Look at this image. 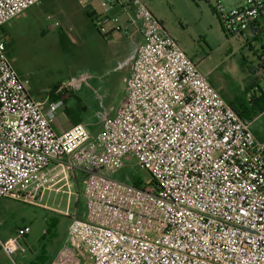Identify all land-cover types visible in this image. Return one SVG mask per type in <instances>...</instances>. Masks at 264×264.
Listing matches in <instances>:
<instances>
[{"label": "built area", "instance_id": "obj_1", "mask_svg": "<svg viewBox=\"0 0 264 264\" xmlns=\"http://www.w3.org/2000/svg\"><path fill=\"white\" fill-rule=\"evenodd\" d=\"M42 1L0 0V199L36 202L59 177L49 168L66 161L85 175L86 214L71 220L68 237L86 264H264V138L253 121L239 116L142 0H131L126 23L113 19L114 31L129 36L136 25L141 36L132 42L122 103L114 115L98 113L96 134L84 124L58 133L63 91L56 100L51 92L44 102L32 98L2 36ZM98 1L106 12L117 4ZM214 1L224 29L252 50L264 76V0L233 8ZM107 20L93 18L105 35ZM92 79L73 78L63 90L92 89L101 98ZM133 159L150 175L142 187L114 178ZM29 232L20 228L1 243L4 253H25Z\"/></svg>", "mask_w": 264, "mask_h": 264}, {"label": "rangeland", "instance_id": "obj_2", "mask_svg": "<svg viewBox=\"0 0 264 264\" xmlns=\"http://www.w3.org/2000/svg\"><path fill=\"white\" fill-rule=\"evenodd\" d=\"M142 1L229 104L246 101L251 85L264 89V76L256 68L252 50L226 32L214 0ZM222 1L226 8L241 2ZM93 8L97 16L109 17L105 30L116 26L114 18L119 19L120 25L127 21V13L122 10L106 12L98 1ZM132 34L133 28L129 36L114 32L106 37L99 33L76 0H43L7 23L2 31L9 61L27 90L42 100L50 92L53 97L62 90L68 115L82 118L92 134L100 128L98 113L114 115L124 99L125 80L133 64ZM253 48L257 50L260 45ZM81 75L95 78L91 85L100 89L101 98L97 99L92 89L63 90L71 79ZM252 121L255 135L264 138V112ZM61 169L68 174L66 180L63 175L56 178V183L36 202L12 200L14 213L0 225L5 234L12 236L20 228L30 229L21 241L26 252L14 256L17 264H85L84 252L66 233L72 216L85 208L82 184L76 183L79 172L69 165ZM114 178L148 181L150 175L133 159ZM64 253L69 255L62 257Z\"/></svg>", "mask_w": 264, "mask_h": 264}, {"label": "crops", "instance_id": "obj_3", "mask_svg": "<svg viewBox=\"0 0 264 264\" xmlns=\"http://www.w3.org/2000/svg\"><path fill=\"white\" fill-rule=\"evenodd\" d=\"M77 2H79V5L81 6V8L85 11L86 14L88 15H97L95 9L93 8V5L98 1V0H76ZM83 1L86 2V5L83 6ZM99 2V1H98ZM130 2L131 0H117V4L116 6L113 8V10L115 11H118V10H122L124 12L127 13V18H128V13L130 11L129 9V6H130ZM90 18V17H89ZM91 19V18H90ZM133 28V38L136 40V41H141V36H140V33L138 32V26H131V29ZM114 32H117V31H114V27L113 29H110L108 30V35L109 37H111L113 35ZM95 78H93L94 80ZM100 88V86H99ZM29 94L31 95L32 98H34L36 101L38 102H44L45 99H36L31 93L30 91L28 90ZM125 96V95H124ZM98 99V98H97ZM67 108L66 110H62L60 111V114H59V121L57 123V126H56V129L58 131V133H62L64 130L74 126V125H77V124H86L83 122V119L82 118H71L68 113H67ZM113 115V114H112ZM68 161V160H67ZM64 165H68V162L64 161L63 163L61 164H57V165H53L49 168V174L51 176H55V175H59L62 176V179L63 180H66L67 179V176L68 174L65 172L66 170L65 169H61V167H63ZM78 175H77V185H80V183L82 184V194H83V198H84V179H85V175L83 172L77 170ZM81 174V175H80ZM56 183V182H55ZM54 183V184H55ZM53 186V185H52ZM51 186V187H52ZM50 187V188H51ZM48 188V189H50ZM47 190V189H46ZM59 190V189H57ZM43 195V194H42ZM12 200L13 201H18V200H15V199H12V198H2L0 199V225L4 223V220H6V218H9L13 215L14 213V206L12 205ZM84 201H85V198H84ZM86 214V201H85V208L84 210L82 211V213H77L76 215L72 216L71 220L75 217L77 218H83ZM70 220V222H71ZM69 222V224H70ZM69 224H68V227H69ZM68 227H67V231L66 233L68 234ZM13 234H5L3 232V230L0 229V264H17L15 259H11L10 257H8L4 251L2 250L1 248V243H4L6 242L8 239H10ZM53 263V261H52Z\"/></svg>", "mask_w": 264, "mask_h": 264}, {"label": "trees", "instance_id": "obj_4", "mask_svg": "<svg viewBox=\"0 0 264 264\" xmlns=\"http://www.w3.org/2000/svg\"><path fill=\"white\" fill-rule=\"evenodd\" d=\"M88 16L91 18V20L93 22L94 16H92V15H88ZM94 27H95V25H94ZM98 32L101 33L99 30H98ZM107 36H109V35H106V37ZM256 87H259V85L258 84L255 86L251 85L249 87V89L252 90V92L251 91L247 92L246 101L241 100V101H238L236 104L235 103L230 104L235 109V111L239 114V116L244 120H252V118L255 117L259 112L260 113L264 112V89L259 87V90L255 91ZM59 98H60V96H53L52 97L53 100H56ZM67 113H68V111H67ZM133 183L137 187H142V185H143V181L139 180V179H134ZM47 233H48V229H47V232L45 233V235ZM83 255L85 258L84 262L86 264L87 263V257L85 255V253H83Z\"/></svg>", "mask_w": 264, "mask_h": 264}]
</instances>
